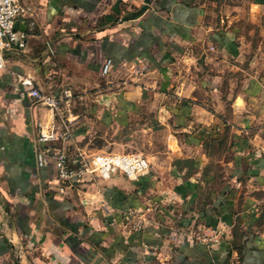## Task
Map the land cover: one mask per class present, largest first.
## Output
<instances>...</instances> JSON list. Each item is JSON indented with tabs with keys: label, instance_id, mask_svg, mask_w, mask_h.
<instances>
[{
	"label": "crops",
	"instance_id": "0c3cea01",
	"mask_svg": "<svg viewBox=\"0 0 264 264\" xmlns=\"http://www.w3.org/2000/svg\"><path fill=\"white\" fill-rule=\"evenodd\" d=\"M145 1L21 0L25 46L0 70V264H264V57L239 78L220 67L234 55L238 32L221 22L235 0H150L126 19ZM250 6L263 20L264 0ZM20 75L72 91L70 103L34 102ZM139 120L165 134L139 179L66 186L37 165L39 124L70 130L57 145L72 158L105 151L90 146L94 132ZM129 208L148 211L145 229L125 223ZM205 226L226 239L198 241Z\"/></svg>",
	"mask_w": 264,
	"mask_h": 264
},
{
	"label": "built area",
	"instance_id": "2783aa9c",
	"mask_svg": "<svg viewBox=\"0 0 264 264\" xmlns=\"http://www.w3.org/2000/svg\"><path fill=\"white\" fill-rule=\"evenodd\" d=\"M26 13L21 0H0V70L6 67V52L8 50L12 49L14 45L25 46L26 35H20L15 26L16 23H19L20 17L27 15ZM32 27L33 23L30 24V29ZM112 68L113 63L109 59L104 64L103 75H108ZM18 80L26 88L34 102L45 105L53 112L60 111L63 103L69 104L73 96L70 90H65L59 97L45 93L35 86L33 79L28 75H20ZM38 126L37 165L43 168L52 164L56 170L57 179L62 185L74 186L84 182L89 176L107 180L114 173H120L136 180L151 170L149 158L141 153L91 155L80 153L78 156L70 158L67 151L57 145V142L70 138V130L60 131L53 126H43L42 124ZM123 219L134 230H143L148 223L146 212L134 208L126 210ZM209 240L217 239L211 237Z\"/></svg>",
	"mask_w": 264,
	"mask_h": 264
},
{
	"label": "rangeland",
	"instance_id": "374dc122",
	"mask_svg": "<svg viewBox=\"0 0 264 264\" xmlns=\"http://www.w3.org/2000/svg\"><path fill=\"white\" fill-rule=\"evenodd\" d=\"M233 6L234 9L232 15L229 14V16L231 17L225 18V22L221 23L224 25L223 27L231 25L229 29H235V31L238 32L236 35H234V32L232 34L235 44V56L233 55V57H231L230 55L232 54L229 53V56L231 57V63H228L227 65H220V67L222 68V70L227 71L228 74H234L233 77L239 78L241 76L242 68L247 67L246 65H249L250 67L254 65V67H257L258 65H256V63L257 60L260 59L259 57H264V19L259 20L251 14L252 8L250 6V0H235ZM247 43L250 47H244L245 45H247ZM224 54V52L218 51V55ZM241 54H243V58L241 57ZM253 60H255V62H253ZM142 70L146 71L147 67L134 68L135 74L141 73ZM236 84L237 81H234L235 87ZM205 103L209 105L208 101H205ZM139 122L140 120L138 122L136 121L135 123L133 122L134 127H126L120 129H113L111 127H108L106 130H100V135L94 132L91 136L90 146L106 145L104 147L105 151L101 152V154L141 153L148 157L150 153L155 152L152 151L153 148L159 149L162 147L163 140L165 139V134L164 131H155L153 134L151 133L152 131L146 132L141 129V127H139ZM111 140H117L119 142L116 144H111ZM151 209L154 212H158L161 211L162 208L160 203H158L153 204L149 211ZM141 211L148 212L147 210ZM148 220L150 219L147 218V222ZM205 227L208 228L200 229L201 232L196 237L198 241L203 242L209 246H213L226 239V230H224L223 228H211L209 226ZM211 237L217 240H209Z\"/></svg>",
	"mask_w": 264,
	"mask_h": 264
},
{
	"label": "water",
	"instance_id": "95a60500",
	"mask_svg": "<svg viewBox=\"0 0 264 264\" xmlns=\"http://www.w3.org/2000/svg\"><path fill=\"white\" fill-rule=\"evenodd\" d=\"M149 3H150V0H146V1H145V4L141 7V9H139L137 12L133 13V15H132L131 17H126V19H127V18H128V19H130V18H131V19H134V18L139 17L142 13H144L145 10L148 9V7H149ZM18 26H19V23H16L15 28L17 29Z\"/></svg>",
	"mask_w": 264,
	"mask_h": 264
}]
</instances>
